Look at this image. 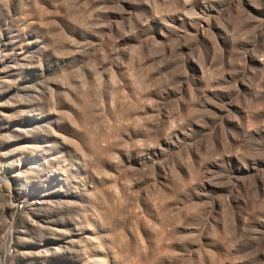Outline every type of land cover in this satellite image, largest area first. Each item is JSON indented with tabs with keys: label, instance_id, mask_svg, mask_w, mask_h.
<instances>
[{
	"label": "rangeland",
	"instance_id": "obj_1",
	"mask_svg": "<svg viewBox=\"0 0 264 264\" xmlns=\"http://www.w3.org/2000/svg\"><path fill=\"white\" fill-rule=\"evenodd\" d=\"M0 264H264V0H0Z\"/></svg>",
	"mask_w": 264,
	"mask_h": 264
}]
</instances>
